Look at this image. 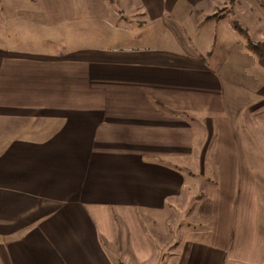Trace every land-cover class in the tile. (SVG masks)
<instances>
[{"label": "crops", "instance_id": "crops-1", "mask_svg": "<svg viewBox=\"0 0 264 264\" xmlns=\"http://www.w3.org/2000/svg\"><path fill=\"white\" fill-rule=\"evenodd\" d=\"M223 3L0 0V264H264V20Z\"/></svg>", "mask_w": 264, "mask_h": 264}, {"label": "rangeland", "instance_id": "rangeland-1", "mask_svg": "<svg viewBox=\"0 0 264 264\" xmlns=\"http://www.w3.org/2000/svg\"><path fill=\"white\" fill-rule=\"evenodd\" d=\"M166 1H168V0H166ZM175 1H180V0H175ZM219 1L224 2L222 10H224L225 8H228L229 10H231V13L229 15V21L232 24V26L235 28L234 33H236L240 36H241L240 33H245V31L243 30L244 28H247V30L249 31L248 33L250 35V33H251L250 30L253 29V27L252 28H250V27L253 24H256V21L258 18H261V20H264V11L259 9L257 6L261 3L264 4V0H219ZM251 4H254V6H256V9L253 8L252 10H250L248 12V14H246L245 13L246 11L244 10V6L245 5L251 6ZM208 8H209V5H208V7H205L204 9H202V11L207 12ZM241 12H243L244 14H242ZM206 15H208V14H206ZM206 17H205V15H203V17H202V19H203V23H202L203 29L202 30L205 29L204 31H210V29H211L210 23L204 22V19H207ZM212 29H213V27H212ZM249 42L252 43L251 41H249ZM190 180H192V179L186 175V184L187 183L189 184ZM193 210H194L193 206H191L189 209H186V210H180L182 213L184 224L182 222H180V223H182L183 226H185V227L192 226V224L190 223L189 217L192 215ZM179 227H180V225H179Z\"/></svg>", "mask_w": 264, "mask_h": 264}, {"label": "trees", "instance_id": "trees-1", "mask_svg": "<svg viewBox=\"0 0 264 264\" xmlns=\"http://www.w3.org/2000/svg\"><path fill=\"white\" fill-rule=\"evenodd\" d=\"M249 44H250V46L252 47V48H254V50L257 52V50H258V46H257V44H253V43H250V42H248ZM260 58H264V55H262V53L260 52V56H259Z\"/></svg>", "mask_w": 264, "mask_h": 264}]
</instances>
